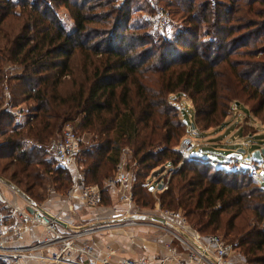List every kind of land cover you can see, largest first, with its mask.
<instances>
[{
    "label": "trees",
    "instance_id": "trees-1",
    "mask_svg": "<svg viewBox=\"0 0 264 264\" xmlns=\"http://www.w3.org/2000/svg\"><path fill=\"white\" fill-rule=\"evenodd\" d=\"M196 2L170 4L184 25L163 38L141 19L133 22L126 5L97 14L103 1L0 0V178L32 202L41 200L37 191L46 181L66 192L72 173L56 167L47 143L77 122L91 137L78 155L89 183L102 186L129 147L137 164L133 195L148 207L150 172L182 163L161 192V205L182 208L201 234L231 236L247 264H264V187L249 175L251 166H238L258 163L230 153L229 169L193 155L182 161L174 148L188 124L171 99H191L194 133L225 127L241 99L264 121V0ZM53 6L66 9L72 29ZM254 38L262 46L249 44ZM67 78L72 88L63 95ZM29 101L33 120L25 123L4 107Z\"/></svg>",
    "mask_w": 264,
    "mask_h": 264
},
{
    "label": "built area",
    "instance_id": "built-area-1",
    "mask_svg": "<svg viewBox=\"0 0 264 264\" xmlns=\"http://www.w3.org/2000/svg\"><path fill=\"white\" fill-rule=\"evenodd\" d=\"M144 20L160 30L163 35L176 32L171 29L173 23L171 13L162 7H156L153 12L146 14ZM5 91L10 99L8 87H5ZM5 106L8 107L7 103ZM9 109L22 123L33 120L31 112L17 107H9ZM83 142V137L78 134L71 122L66 123L61 134L49 142L50 156L59 166L72 173V182L65 194L67 201L94 208L102 204L104 194H110L116 198V203L125 205L126 215H129L128 220L121 225L136 226L142 223L141 218H144V213L147 212L137 208L134 201L133 176L127 169L125 156L127 149H123V156L116 173L99 186L88 182L83 166L78 160ZM197 148L196 140L187 136L182 139L177 151L182 155V161H186L192 157ZM181 164L177 167L165 166L158 190L167 188L172 174ZM0 207L2 208L0 260L6 264H27L29 261H46L47 264H145L143 260L134 259H124L121 263H113L111 261L113 252L106 257H100L95 243L86 241V237L97 228L68 226L60 214H51L42 204L31 200L28 207H20L6 197L1 186ZM156 211L148 218L171 234L173 240L177 242L178 247L169 246L172 253L184 255V258L178 259L177 264H231L230 258L236 252L233 243L225 241L216 234H201L181 211L163 209L158 203ZM9 218L15 219L10 227V233L6 231ZM63 225H66V228ZM32 229H38L41 232V237L37 241L27 246L15 245L24 238L26 232ZM238 261L244 262L240 254H238Z\"/></svg>",
    "mask_w": 264,
    "mask_h": 264
},
{
    "label": "rangeland",
    "instance_id": "rangeland-1",
    "mask_svg": "<svg viewBox=\"0 0 264 264\" xmlns=\"http://www.w3.org/2000/svg\"><path fill=\"white\" fill-rule=\"evenodd\" d=\"M80 1L82 3L83 0H80ZM99 1H103L104 6L102 8H99V9H98V7H96L97 8L96 9L97 14H101V13L103 14V12L109 14L110 12H112L113 9H115L117 7L118 8L122 7V5H126L127 8L131 9L133 22H134V20L140 21V19L143 22H146L144 20V16L146 14L153 12L156 7H162L164 9H166L168 12H170L172 15L173 23H172L171 29H173L175 31L179 28H182L184 25V23L180 19V17H182L181 13L176 15L175 11H178V10L170 7V4L174 0H90V4L94 5V4L99 3ZM205 1L206 0H197L198 3L205 2ZM197 2H196V4H198ZM211 2L215 3V0H211ZM256 6H258V5H256ZM53 8L57 11V13H59V17L63 21L62 23H63L64 27L67 30L72 29L74 23H73L72 19L70 18L69 13L66 11V9H64V8L57 9L54 6H53ZM120 12H122V11H120ZM124 12L126 13L127 11H124ZM234 20L235 19H232L229 24H233L235 22ZM146 23L150 24L149 22H146ZM90 26H91V28L98 30V32L101 34H102V32H105V31H102V30H104L103 24L93 23ZM139 26H141V23ZM150 26H151V29L149 30V32L156 31L163 38H171V36L173 34H175L173 32L172 33L168 32L169 33L168 35H163L160 30L156 29L151 24H150ZM202 26H203V30H202V34H200L199 38L205 39L206 37H204L203 34H205V30H207L206 29L207 27L205 24H202ZM145 30H147V29H145ZM136 33H139V32L136 31ZM127 34L130 35L131 31H130V33L128 32ZM95 36H96V34H95ZM250 42L251 43H249V44L255 45L257 48L262 46V44H260V43L258 44V42H259L258 39L254 38ZM80 63L81 62L79 61V59H77V63H75V66L80 64ZM13 67H15V66L13 65ZM76 73H77L78 78H80V76H81L80 72L78 70H76ZM71 88H72V81L70 78H67L65 80V83L61 86V93L63 95H65V94H67V92H69V90ZM171 99H172V102L176 106H178L180 117L182 118V113H184V116L188 121V111L184 109V106H186L185 104H187V106L188 105L191 106L192 110H194L193 102L191 101V99L188 98L187 96L178 97L176 99L172 96ZM31 104H32V101L24 102V103H21L20 106H17V108L24 110V111H28L29 113L30 112L32 113V108L30 107ZM249 105L250 104H247L246 102H244L243 99L236 102L233 105V110H232L231 114L225 119V127H222L221 129L210 128L208 130H206V129L202 130V128L199 127L200 131L197 133H194L192 131L193 127L191 128L190 126H188V131L181 138V140L179 141V143L176 145V147L174 149L177 151L178 146L181 143L182 139L187 137V136H190V137L194 138L198 144V148L192 154L193 156H196L200 160L209 161L216 166H221L225 169H229L231 165L229 163L230 159H228L227 156L229 153H230L229 155H231L232 151H234V153H235V152H237L238 148H244V149H246V153L243 154V157H246L252 151L257 150V148L260 149V148L264 147V121H262L260 118L256 117L251 112ZM4 107L9 109V107H6L5 105H4ZM244 107H247V108L245 109ZM11 108H14V107H11ZM244 109L248 110V113H250V114L247 115L245 113ZM9 111L12 113V111L10 109H9ZM192 116H193L192 119H195L194 112H193ZM15 118H17V117L15 116ZM186 119H184L185 122H187ZM71 123L74 125L78 134L83 137V139H84L83 143L85 145L88 144V142L90 141V138H91L90 135L83 132L82 129H80L78 127L77 122H71ZM216 130H219V131H216ZM215 131H216V133H215ZM50 141H51V139H50ZM50 141H48V143H47V148L49 147ZM83 143H82V145H83ZM200 148H204V152L202 154L197 155L196 153ZM124 149H127L126 154H125L127 169L132 173V176H133V183L132 184L134 185V173L137 171V168H136L137 164H136L135 159L133 157L132 149L129 147H125ZM48 152H49V150H48ZM49 155H50V153H49ZM122 156H123V150H122ZM50 157H52V156H50ZM240 161L241 162H239L238 166L243 165V167L246 169L251 166L250 171H249V175L251 177H253V180L256 183H258V185H261L264 187V162L257 164V167H255V165L252 162H249L247 160H240ZM164 164H166V162ZM160 165L158 167H160ZM57 166H59V165L56 162V167ZM165 166L171 167L170 164L162 165V167H165ZM111 175L113 176V174H111ZM157 186L155 184L148 186L147 182H146V188L145 189H147V188L149 189V191H150L149 194L152 198V203L148 206L149 208L143 207L142 205H139L136 202V199L134 198V201L137 205V208L142 209L146 212H153V213L157 212L156 211L157 203L161 204L160 194L162 191H164L166 189L165 187H163L162 189L158 190ZM167 186H168V184H167ZM53 191H55V190L52 188V185L48 181H46L44 188L40 189V191H37V193H39L42 198H41V200H37L36 203H40L42 205L45 204L52 209H57L56 206L59 207L58 203H60V201L57 200L56 196L53 197L55 194V192H53ZM132 191H133V189H132ZM66 192H59V193L64 195V194H66ZM106 195L107 194L103 195L104 196L103 199L107 198ZM103 202L105 203V200H103ZM161 207L163 209L181 211L185 215V212L182 208L171 209V208L163 207L162 205H161ZM187 219H188L189 223L192 225L190 218L187 217ZM263 226H264V221L261 223L262 228H263ZM211 232L212 231H210L209 233H211ZM212 233L221 236L224 240H226L230 243L236 244V242H234V240L231 238V236H226L221 231H216V232H212ZM235 254H236L235 256H238V254H241L240 250L236 249ZM243 261L245 262L244 258H243Z\"/></svg>",
    "mask_w": 264,
    "mask_h": 264
},
{
    "label": "crops",
    "instance_id": "crops-1",
    "mask_svg": "<svg viewBox=\"0 0 264 264\" xmlns=\"http://www.w3.org/2000/svg\"><path fill=\"white\" fill-rule=\"evenodd\" d=\"M185 105L184 108L188 111V121L184 113H182V118L186 119L188 126L192 127L193 110L191 106ZM245 113L247 115L250 114L248 111H245ZM16 121L20 122L21 120L16 118ZM164 169L165 167L160 166L150 172L146 178L148 186L155 184L156 186L158 185L157 188L159 187ZM116 170H114L113 175L116 173ZM0 186L6 197L12 202L20 207H28L30 200L23 196L10 183L0 178ZM55 196L60 201L58 203L59 207L56 206L57 209H52L45 204L43 206L51 214H60L68 226H91L97 228L86 237V241L95 243L97 254L100 257H106L110 252H113L114 255L111 259L113 263H121L124 259H134L136 261L143 260L145 264H177L178 259L184 258V255H176L169 250V246L178 247V244L173 240L171 234L162 230L148 218L153 212L144 213V218H141L142 223L136 226H123L121 223L127 221L129 215H126L125 205L116 203L117 200L113 195L107 194V198L103 199L105 203L102 201L100 206L94 208H89L78 202L67 201L65 194L62 195L59 192H55L53 197ZM1 211L2 208L0 207ZM14 221V218L7 220L6 231L8 233H10V227ZM63 226L66 228V225ZM8 235L10 236V234ZM40 235L41 232L38 229L29 230L24 234V238L15 243V245H30L37 241L41 237ZM235 255L234 253L230 258L231 264H246L245 262L238 261V256ZM27 264H47V262L29 261Z\"/></svg>",
    "mask_w": 264,
    "mask_h": 264
},
{
    "label": "water",
    "instance_id": "water-1",
    "mask_svg": "<svg viewBox=\"0 0 264 264\" xmlns=\"http://www.w3.org/2000/svg\"><path fill=\"white\" fill-rule=\"evenodd\" d=\"M198 152H201V150H199ZM244 153H246V149L239 148L237 152L232 153L230 156H236L238 158H242ZM247 158L252 159L254 162L258 164L264 162V147L257 149L255 151H252L250 154L247 155Z\"/></svg>",
    "mask_w": 264,
    "mask_h": 264
},
{
    "label": "bare ground",
    "instance_id": "bare-ground-1",
    "mask_svg": "<svg viewBox=\"0 0 264 264\" xmlns=\"http://www.w3.org/2000/svg\"><path fill=\"white\" fill-rule=\"evenodd\" d=\"M241 256V255H240ZM242 257V256H241ZM243 259V258H242Z\"/></svg>",
    "mask_w": 264,
    "mask_h": 264
}]
</instances>
